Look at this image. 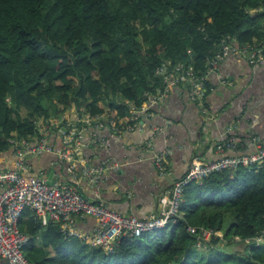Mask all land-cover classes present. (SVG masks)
I'll return each mask as SVG.
<instances>
[{"label":"trees","instance_id":"trees-1","mask_svg":"<svg viewBox=\"0 0 264 264\" xmlns=\"http://www.w3.org/2000/svg\"><path fill=\"white\" fill-rule=\"evenodd\" d=\"M226 37L260 43L264 0H0V158L9 139H30L37 121L67 111L125 119L163 90L161 63L203 72ZM179 214L159 231L121 237L109 254L64 239L29 209L18 224L34 264H264V164L187 184ZM206 231L221 237L206 241Z\"/></svg>","mask_w":264,"mask_h":264},{"label":"built area","instance_id":"built-area-1","mask_svg":"<svg viewBox=\"0 0 264 264\" xmlns=\"http://www.w3.org/2000/svg\"><path fill=\"white\" fill-rule=\"evenodd\" d=\"M236 56H242L250 67L264 66V38L258 44L242 46L236 44L235 38H222L218 51L206 60L203 72L182 64L171 65L170 61L161 63L155 75L161 76L163 90H157L156 95L143 102L139 109L130 107V116L125 119H101L99 115L92 117L71 110L69 114L64 112L58 117L37 121V134L30 139H9L10 164L7 165L6 158H0V264H34L22 252L29 240L18 224L25 209L31 210L42 225L47 222L58 225L64 239L75 237L109 254L114 251L121 237H139L174 224L180 217L179 206L187 184L200 183L213 173L263 165L264 146L255 141V148L249 154H228L237 148L236 141L228 138L216 146L217 152L221 154L219 158H192L185 173L172 183L166 194L158 198V211L146 219H140L133 215H121L101 201L99 191L102 180L107 174L118 171L119 165L107 161L92 163L86 158V152L90 149L105 147L106 138L101 134L102 130L116 135L140 131L142 122L151 116V106L175 86L185 88L190 102L201 101L208 75L226 57ZM233 129L234 126L230 125L226 130ZM158 130L161 128H152V132ZM44 154L52 155L64 166L66 180H48L39 175H29L28 160ZM169 154L170 150L165 147L152 156L154 167L161 176L168 174ZM84 188H89L91 193L86 194ZM85 217H92L97 223L96 229L87 235L75 226ZM195 229L186 226V232L190 234L195 233ZM211 235L221 237L219 231H206L203 239L207 240ZM196 243L199 244V239Z\"/></svg>","mask_w":264,"mask_h":264},{"label":"crops","instance_id":"crops-1","mask_svg":"<svg viewBox=\"0 0 264 264\" xmlns=\"http://www.w3.org/2000/svg\"><path fill=\"white\" fill-rule=\"evenodd\" d=\"M150 111L140 131L116 135L102 130L105 147L86 152L92 163L107 161L120 167L102 180V203L121 215L140 219L158 211V198L185 173L192 158H219L216 146L228 138L237 143L236 150L228 154H249L255 141L264 146V66L250 67L242 56L226 57L208 75L201 101L190 102L185 88L178 85L157 100ZM230 125L234 129L227 131ZM153 127L161 130L152 132ZM165 147L170 150L168 174L161 176L152 156ZM28 170L30 176L66 180L64 166L52 155L30 158ZM88 190L84 188L86 194L91 193ZM75 226L87 235L97 223L85 217Z\"/></svg>","mask_w":264,"mask_h":264},{"label":"rangeland","instance_id":"rangeland-1","mask_svg":"<svg viewBox=\"0 0 264 264\" xmlns=\"http://www.w3.org/2000/svg\"><path fill=\"white\" fill-rule=\"evenodd\" d=\"M101 103H102V105H105L106 106V103H105V101H104V99H101ZM69 113H71L70 111H67V114H69ZM48 178L50 179V174H48ZM218 233V232H217ZM211 239V236H209L208 237V239L206 240V241H209ZM261 238L260 237H258L257 238V241H258V243H262V239L260 240ZM37 244H38V242H36ZM261 245V244H260ZM203 246L201 245L200 247H197V248H199V250L202 248ZM22 250H23V248H22ZM23 252V251H22ZM201 255H203V253L201 254V252H200V254H199V257H201ZM198 257V256H197Z\"/></svg>","mask_w":264,"mask_h":264}]
</instances>
